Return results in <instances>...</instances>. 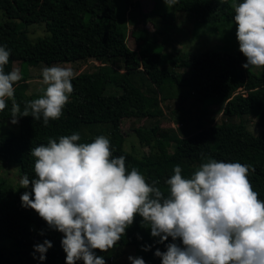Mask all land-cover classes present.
Listing matches in <instances>:
<instances>
[{"label": "trees", "instance_id": "obj_1", "mask_svg": "<svg viewBox=\"0 0 264 264\" xmlns=\"http://www.w3.org/2000/svg\"><path fill=\"white\" fill-rule=\"evenodd\" d=\"M242 2V0H238ZM233 0H178V12L191 15L198 22L234 21ZM3 18L0 21V44L10 50L9 63L5 71H11L14 62L35 66L40 62L92 61L93 69L79 71L72 80L74 91L58 120H34L31 115L19 118V132L0 133V156L17 165L21 177L34 178L35 158L30 149L49 138L58 141L61 135L81 134L84 125L91 123L110 124L108 138L113 156L124 155L130 171L137 168L148 183L158 181L157 187L167 194L165 181L173 173L175 165L182 168L186 178L205 158L218 161L241 162L254 167L249 179L258 198L264 200V68L260 72L246 69V62L239 59H225L220 62L203 60L194 64H182L178 68L162 66L163 63L147 64L144 58L157 51L156 36L143 30L132 32L136 48L126 41V33L117 24L115 0H0ZM161 7H154L143 14L146 20L153 13L159 14ZM163 15V21L172 19ZM44 23L46 34L32 42L26 26ZM220 55V54H218ZM122 61V69L116 65ZM150 61H148L149 63ZM157 64V65H155ZM144 65V68L141 66ZM142 71L149 79L151 91H145L133 79V73ZM258 72V73H257ZM112 84L118 90L107 92ZM179 90L181 100L194 95L202 105L196 120L189 121L183 114L176 115L180 127L161 135L158 125L146 130L143 126L130 125L138 142L148 148L146 154L127 151L124 142L127 137L121 130L122 120L163 115L161 100L167 98L163 92L170 86ZM26 77L15 85V98L23 110L26 101L35 99L27 95ZM184 91V92H183ZM210 105H219L221 114L228 123H212L203 120L209 114ZM202 114V115H201ZM248 117H254L261 131L256 134L248 128ZM238 118L236 123H231ZM1 120L11 121V101L0 112ZM88 130V129H87ZM92 133L91 130L85 134ZM98 135H85L80 142L90 143ZM172 148L165 154L163 147ZM24 188H14L0 179V264H66V253L61 246L63 233L51 229L38 213L21 206L20 195ZM43 231L44 235H40ZM44 239L52 241L53 247L46 253V260L33 257V245ZM159 237L151 235L149 226L142 224L138 214L115 247L133 246L136 257H142L146 264H162L154 253L157 248L166 251L172 238L157 243ZM176 243H182L177 240ZM149 246L145 251L144 247ZM103 256L106 264L114 253L94 250ZM39 255L38 253L36 254ZM76 264H84L79 260Z\"/></svg>", "mask_w": 264, "mask_h": 264}, {"label": "clouds", "instance_id": "obj_2", "mask_svg": "<svg viewBox=\"0 0 264 264\" xmlns=\"http://www.w3.org/2000/svg\"><path fill=\"white\" fill-rule=\"evenodd\" d=\"M177 2L164 0L169 8ZM231 7L239 50L246 57L242 66L264 68V0H233ZM9 58L10 50L0 44V112L11 101L13 124L29 115L42 118L45 126L58 120L74 91V70L58 64L43 67V94L26 101L21 110L15 85L23 75L18 67L5 71ZM80 140L74 132L32 147L35 176L19 180V187H30L20 195L21 206L63 233L66 264H106L94 250L113 249L137 214L151 235L159 237L157 243L172 238L166 251L157 248L154 253L162 264H264V200L249 179L253 166L202 157L207 162L186 178L177 164L165 181V194L158 181L148 183L135 167L129 171L124 155L113 156L105 135L90 143ZM52 247L48 239L35 243L33 257L46 260ZM128 260L146 264L138 256Z\"/></svg>", "mask_w": 264, "mask_h": 264}, {"label": "rangeland", "instance_id": "obj_3", "mask_svg": "<svg viewBox=\"0 0 264 264\" xmlns=\"http://www.w3.org/2000/svg\"><path fill=\"white\" fill-rule=\"evenodd\" d=\"M155 4L161 7L159 14L153 13L148 20L143 17L145 12L150 11ZM117 24L120 29L124 28L126 33V41L130 47L136 48L138 42L134 40L132 32H139L143 30L148 37L156 36L158 45L156 54L153 53L147 58V64L154 65V63H163L162 66H175L176 69L182 64H194L202 62L203 60L212 61V59L220 62L225 59H239L246 60V57L239 50V42L236 37L237 25L232 20H223L218 22H198L192 19L191 15H187L176 10L175 5L169 8L164 3V0H115ZM143 13V14H142ZM171 18V23L163 21V15ZM3 18L2 11L0 10V21ZM28 38L34 42L39 37L46 34L44 23H31L26 26ZM220 54V55H218ZM148 61H150L148 63ZM61 65L71 67L74 73L79 71L91 70L93 65H99L98 62L92 61H74V62H53L46 64L40 62L32 66L21 64L16 61L13 67H18L22 75L26 77L28 82L27 95L33 94L34 98H39L43 94L41 80V70L45 66ZM157 65V64H155ZM122 69V61L116 65ZM144 68V65H141ZM79 69V71H77ZM255 71L260 72V68H254ZM133 73V79L137 85L142 86L145 91L150 92L151 84L149 79L142 73L136 71ZM257 72V73H258ZM107 92L118 90L112 84L107 87ZM184 92V91H183ZM167 98L161 100L160 106L163 110V115L154 117H146L135 119L133 122L129 120H122L121 130L127 137L124 142V148L131 152L132 150L138 154H146L148 148L138 142V138L134 131L130 129V125L143 126L148 130L154 125H158V133L161 135L171 132L173 128L177 130L180 123L176 120V115L183 114L189 118V121L196 120L197 116L201 113L202 105L200 102L195 101L194 95H191L183 100L180 99L179 90L175 86H170L163 92ZM202 115V114H201ZM211 119L212 123L220 124L222 122L228 123L224 116L221 114L219 105H210L209 114L203 115V120ZM238 118H233L231 123H236ZM110 124L108 123H91L84 125L81 131V138L85 135H105L108 136ZM248 128L258 134L261 128L257 125L254 117H248ZM91 130L92 133L85 134V131ZM5 132H19L17 124L11 123L8 120L0 119V133ZM172 148L168 149L165 146L162 151L167 154L171 153ZM21 176L18 167L13 162L0 156V179L4 180L14 188L19 187V180ZM25 189V188H24ZM7 240H0V244H8ZM136 257L133 246L114 247V253L109 258L108 264H131L128 256Z\"/></svg>", "mask_w": 264, "mask_h": 264}, {"label": "crops", "instance_id": "obj_4", "mask_svg": "<svg viewBox=\"0 0 264 264\" xmlns=\"http://www.w3.org/2000/svg\"><path fill=\"white\" fill-rule=\"evenodd\" d=\"M77 71H79V69Z\"/></svg>", "mask_w": 264, "mask_h": 264}]
</instances>
